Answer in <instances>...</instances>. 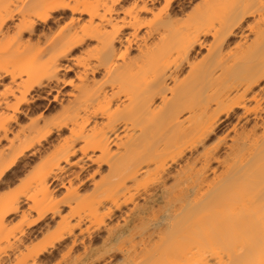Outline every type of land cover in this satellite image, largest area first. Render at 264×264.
Listing matches in <instances>:
<instances>
[{"label": "bare ground", "instance_id": "6f19581e", "mask_svg": "<svg viewBox=\"0 0 264 264\" xmlns=\"http://www.w3.org/2000/svg\"><path fill=\"white\" fill-rule=\"evenodd\" d=\"M0 86V264H264V0H0Z\"/></svg>", "mask_w": 264, "mask_h": 264}, {"label": "rangeland", "instance_id": "374dc122", "mask_svg": "<svg viewBox=\"0 0 264 264\" xmlns=\"http://www.w3.org/2000/svg\"><path fill=\"white\" fill-rule=\"evenodd\" d=\"M63 23V22H62ZM236 41H238V37H233L232 39H231V41H230V45L231 46H233V43H235ZM80 51H81V49H78V50H76L75 52H74V54L73 55H79L80 54ZM206 53V50L205 49H202L201 50V53L200 54H198L197 55V59L199 60L204 54ZM70 62H73V59H72V61H70ZM74 77V72H70V74H69V77ZM1 87V86H0ZM68 89V88H67ZM225 127L226 126H224V124L223 125H220V126H218V128L216 129V131H215V133L211 136V138L209 139V142L211 143L212 141H214L215 143L218 141V139L217 138H219V137H221V136H223L224 135V133H225ZM217 134H218V136H217ZM217 137H215V136ZM216 139V140H215ZM215 143H212V144H215ZM38 162V161H37ZM37 164V167H39L38 166V164L39 163H36ZM35 168H37L36 166H34ZM88 169V171L91 173V172H93V170L96 168L95 167V164H91L90 165V163H88V167H87ZM87 172V171H86ZM85 172V173H86ZM84 173V174H85ZM23 176V174H20L19 175V177H17L16 179H15V181L13 182V184H12V189L13 190H15V192L16 193H18V192H22L24 189H25V187L24 186H22V184H20V182L21 181H19V179H20V177H22ZM89 186H91L90 185V183H88L85 187H81V189H80V191H81V193H84L83 194V196H85V195H87V193L89 194V192H90V190H91V187H89ZM88 187V188H87ZM24 188V189H23ZM90 189V190H89ZM25 206H26V204H24ZM24 206V207H25ZM67 211V210H66ZM17 216V215H16ZM16 216H14V217H16ZM113 221H115L114 219H113ZM53 228H51V229H48L46 232H43V234H40L37 238H33L34 240H33V243H34V245H36V246H38V245H41L42 243H44L45 241H46V239H47V237H48V235L50 236L51 235V233L53 234V232H55L56 231V227H55V231H54V226H52ZM101 233H103V231L101 232ZM119 255L120 254H116V256H114L113 258L114 259H112V261H113V264H115L118 260V258H119ZM118 257V258H117ZM56 261L57 260H53L51 263H46V264H56Z\"/></svg>", "mask_w": 264, "mask_h": 264}]
</instances>
